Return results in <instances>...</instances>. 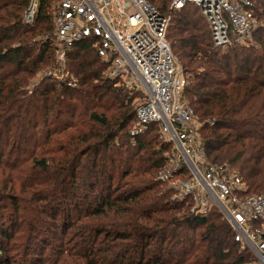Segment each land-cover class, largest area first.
Instances as JSON below:
<instances>
[{
	"label": "trees",
	"instance_id": "1",
	"mask_svg": "<svg viewBox=\"0 0 264 264\" xmlns=\"http://www.w3.org/2000/svg\"><path fill=\"white\" fill-rule=\"evenodd\" d=\"M55 1L27 23L30 0H0V264L251 262L222 213L194 214L156 178L173 146L156 122L132 134L142 94L108 75L91 39L67 54L73 76L35 80L54 67ZM150 1L171 16L208 160L264 194V26L222 48L195 4ZM254 10L264 21V0Z\"/></svg>",
	"mask_w": 264,
	"mask_h": 264
},
{
	"label": "built area",
	"instance_id": "2",
	"mask_svg": "<svg viewBox=\"0 0 264 264\" xmlns=\"http://www.w3.org/2000/svg\"><path fill=\"white\" fill-rule=\"evenodd\" d=\"M38 1L30 0L27 23L35 20ZM187 3L201 10L214 44L222 48L248 45L264 26L254 10L255 0H170V9ZM170 20L150 0H59L52 37L56 71L66 67L75 43L91 39L108 63V75L142 94L132 134L156 122L160 138L173 146L156 178L169 186L173 199L191 202L194 214L208 216L217 209L236 241L264 264V194L248 192L231 166L208 160L201 122L185 97L187 76L167 39Z\"/></svg>",
	"mask_w": 264,
	"mask_h": 264
},
{
	"label": "rangeland",
	"instance_id": "3",
	"mask_svg": "<svg viewBox=\"0 0 264 264\" xmlns=\"http://www.w3.org/2000/svg\"><path fill=\"white\" fill-rule=\"evenodd\" d=\"M57 1V0H56ZM54 2V3H57L58 4V2ZM54 58V67H51V68H49V70L47 71V72H44V71H46V70H43V71H41V72H39L38 74H37V76L35 77V80H38V79H40L44 74H47L49 71H51V74H53L52 76L53 77H58L59 79H64L66 76H70V75H72L73 76V70H72V68H70L69 69V67H68V64H67V66L66 67H64L63 69H61V70H57L56 71V66H57V62H56V56H54L53 57ZM179 61V60H178ZM181 64V63H180ZM73 71V72H72ZM53 72H56V74H57V76H56V74H54ZM58 240H56L55 242H57ZM48 251H49V248H47L46 249V251H45V253H44V259H47V257H48ZM17 257H18V261H20L22 258H20V255H17ZM21 257H22V255H21ZM30 257V256H29ZM42 256L40 255V258H41ZM252 258H253V260H251V262H249V263H245V264H258V260L256 259V257L254 256V255H252ZM35 259H36V257H35ZM32 260V259H31ZM29 261V260H28ZM22 262V261H21ZM39 261H37V263H38ZM43 261H40L39 262V264H41ZM20 263V262H19ZM48 262H46L45 264H47ZM27 264V263H26Z\"/></svg>",
	"mask_w": 264,
	"mask_h": 264
}]
</instances>
